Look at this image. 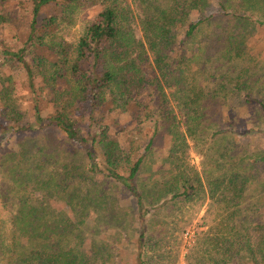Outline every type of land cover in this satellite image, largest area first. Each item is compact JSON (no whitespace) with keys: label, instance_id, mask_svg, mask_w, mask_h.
<instances>
[{"label":"trees","instance_id":"16d2710c","mask_svg":"<svg viewBox=\"0 0 264 264\" xmlns=\"http://www.w3.org/2000/svg\"><path fill=\"white\" fill-rule=\"evenodd\" d=\"M133 1L140 2L141 13ZM133 1L18 0L26 10L19 19L16 6L0 0V131L18 134L17 146L0 156V205L10 214L13 232L6 236L0 224V264H120L94 237L96 227L125 229L136 220L141 225L136 264H150L142 248L154 250L159 241L146 216L160 203L190 200L206 188L231 214L223 219L227 234L217 237L221 254L209 264H236L246 257L264 264V204L262 196L252 202L257 194L251 190L263 182L264 153L240 154L226 106L242 99L257 103L264 114V101L252 93L258 75L249 65L233 64L243 55L246 31L264 27V0ZM92 6L101 10L73 45L66 28ZM191 11L196 20L187 19ZM221 24L234 26L221 54L230 66L223 71L218 59L221 65L213 61L210 71L199 57L194 72L188 40L204 26ZM184 26L180 40L175 28ZM7 31L15 43L2 38ZM15 69L29 82L28 108L13 96ZM148 86L156 103L146 115L152 135L132 159L116 137L117 118L134 102L144 107L138 98ZM48 93L54 95L50 111ZM169 95L177 105L169 104ZM87 104L88 136L78 124L80 106ZM100 108L108 109L112 123L98 117ZM161 135H170L172 145L154 171L148 159ZM188 138L204 155L202 171L186 161ZM220 142L223 149L215 151ZM119 196L129 207H111Z\"/></svg>","mask_w":264,"mask_h":264},{"label":"rangeland","instance_id":"374dc122","mask_svg":"<svg viewBox=\"0 0 264 264\" xmlns=\"http://www.w3.org/2000/svg\"><path fill=\"white\" fill-rule=\"evenodd\" d=\"M10 2L16 6V8H13L16 12V17H19V19L25 17L26 10L24 11L23 7L19 9L17 4L18 0H10ZM139 3V1L137 3L133 1V8L136 14L141 13ZM100 10L101 7L92 6L82 9L77 13L75 23L66 28L67 38L73 45L77 44L86 26L96 19ZM242 12H246L245 9L242 10ZM187 19L189 21L196 20L197 14L191 11ZM203 28L204 29L194 39L188 40L187 43L188 55L196 58L193 62L194 72L199 68V61L203 59L204 62H202L201 65H203V67L208 66L210 71L214 70L213 61H215V65H221L223 62V66L220 67L225 71V68H228L230 65L225 66L221 54L222 49L223 52L225 51L224 53H226V48L229 47L227 46L228 37L234 30L233 24H221L211 27L204 26ZM135 30L137 36L142 38L143 33L139 24L135 25ZM2 31L3 30L0 28V32ZM175 31L178 32L179 39L182 40L185 35L186 27L184 26L180 29L175 28ZM245 35L246 40L243 55L235 58L233 64L239 65V67L246 65L252 67L259 77L257 80V87L253 89L252 93L256 98L264 101V27L255 24L246 31ZM2 38L10 42V44L16 42L15 38L11 39L8 31L3 34ZM250 55H252L251 58L249 57ZM218 59H222V62H219ZM257 65H260V68H254ZM13 78V96L17 102L21 104L22 108H28L30 106L28 99L31 94L29 82L20 69L14 70ZM167 92L170 94L171 90L168 89ZM153 95L152 89L148 86L138 98L139 101L144 103L145 108H139V105L134 102L128 107L127 113L120 114L117 118L120 119V123L115 128L116 137L121 138L123 148L132 159L137 157L144 150L152 135L151 124L148 123L149 120L146 121V115H149V109H153V106L156 105ZM47 98L46 109L50 111L53 108V93H48ZM234 100L235 101L227 102L229 105L226 106L228 108L229 106L231 107L227 119L228 122L233 123L235 126L236 133L232 136L235 137L242 148L240 154L264 153V114L262 109L257 103L248 104L244 100L237 98ZM169 101L170 105H177V102L174 101L170 95ZM85 107L87 109V107H89L88 104L80 106L78 124L83 134L88 136L89 124H84L85 120L83 118V113L87 114L88 112ZM133 113H138V117L134 118V116H132ZM97 115L99 118L103 119V123H112L108 117V109L100 108ZM124 120L126 122H124ZM100 123L101 120L99 119L98 124L100 125ZM2 134L3 144L0 146V156L5 150L17 146L16 137L18 136V134L10 131H0V135ZM12 135L14 136L12 137ZM112 135L114 134L112 133ZM171 139L170 135L156 137L153 151L148 159V166L154 171L160 168L163 162L162 160H164L165 156L168 154L172 145ZM188 143L186 161L191 165H196L199 171H202V164L205 159L204 155L198 151L199 149L195 147L192 139L188 138ZM223 147V142H220L214 147V150L221 151ZM179 155L181 154L179 153ZM148 175L147 173L145 177ZM97 178L98 180L103 179L101 174H98ZM261 179L263 182L253 184L251 188V190L256 191L255 194H257V197L253 199L252 202L257 201L259 196H262V202L260 204H264V172H262ZM260 183H262V186H260ZM110 203L112 208L129 207V202L122 196L112 200ZM53 204L58 208L62 206L56 200L53 201ZM261 211L260 216L264 219V207ZM230 215L231 214L228 213L227 208L222 203L215 201V199L210 196L207 188L202 191L200 195H195L190 200L181 199L178 201H170V203L163 206L162 203H160V206L153 208V211L146 216L147 218L153 219V221L150 222V233L153 232L151 236L155 237L159 242L156 243L154 250H151L147 246L146 248H142V251L146 253L147 261H149L150 264H209L211 257L218 258L221 254V247L217 243V237L227 234L225 222L223 223V221ZM1 221H3V223H0L2 224L3 233L10 237L13 234L11 231L10 214L0 205V222ZM136 221L132 222L130 226L125 229L111 226L110 228L106 227L104 229L96 227L98 232L94 234V237L107 246L109 254H113L115 258L118 257L116 260L120 264H136L137 254L141 250L139 242L141 225ZM89 223L93 225L94 220L90 218ZM238 263L254 264L253 260L249 257L243 260L237 258L236 264Z\"/></svg>","mask_w":264,"mask_h":264}]
</instances>
